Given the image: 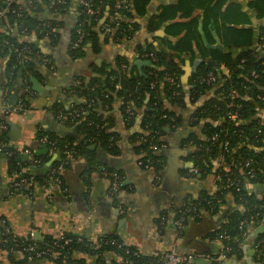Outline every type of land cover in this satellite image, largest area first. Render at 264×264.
Segmentation results:
<instances>
[{
  "label": "crops",
  "instance_id": "1",
  "mask_svg": "<svg viewBox=\"0 0 264 264\" xmlns=\"http://www.w3.org/2000/svg\"><path fill=\"white\" fill-rule=\"evenodd\" d=\"M253 2L147 0L141 13H135L131 7L133 27L130 25L127 29L130 36H116L113 28L108 30L104 26L105 9L103 16L90 28V36L75 58L71 57L69 49L79 19V0H69L63 12L53 11L51 3L40 0L39 16L56 22V31L51 38L34 31L22 35L16 24H0V31L9 33L17 41L27 40L39 53L30 58V64L23 69L7 71L10 54H3L0 49V131L5 134V142L16 148L20 160L28 159L21 149L31 151L40 147V133L59 136L49 128L56 122L75 125L78 134L77 122L70 121L68 110L86 101L84 94H79L76 89L81 81L86 84L97 76L100 67L108 70L121 59L126 63L123 66L133 75L144 74L153 68L143 50L148 44L166 53L173 47L177 49L180 83L185 90V107L172 106L180 123L173 130L165 128L160 143L159 180L153 168H144L138 163L141 157L136 154L133 134L142 131V112H138L132 122L128 121L117 99L109 108H96L103 119L110 120L107 122L110 130L116 133V154L103 151L113 160L112 163L101 161L104 156L97 147L92 164L84 155L67 158L59 171L60 183L49 181L46 185L34 184L33 187L30 184L21 191L12 187L16 174H10L8 156L0 151V216L7 220L12 231L18 237H31L35 242H41L45 235H79L92 249L99 248L101 236H112L133 247L138 254L158 259L176 246L179 252L190 256L189 264H211L213 261L218 264H264V255L256 248V238L264 230V217L249 222L236 240L234 252L219 257L221 241L218 235L210 234L226 222L236 207L230 194L218 204L217 211L211 204L200 206L198 199L212 195L218 189L215 171L222 165V158L212 159L210 170L197 169L192 158L195 146L188 138L201 132L200 125L192 124L191 113L196 105L191 104L188 94L192 87L190 78L204 52L212 49L207 45H214L216 39L219 42L224 39L227 25L237 22L238 26L253 30L255 37L259 28L264 26V3L258 9ZM231 3L238 6L239 21L232 18L236 11H230ZM213 4L219 12L206 9ZM178 6L184 16L179 10L173 11ZM170 12L175 13L174 19L169 18ZM154 24L155 28L152 27ZM258 48H255L256 52L264 59V50L259 48V53ZM221 70L224 73L226 69ZM211 94L212 91H208L199 104ZM20 99L25 103V110H8ZM60 155L58 151L51 153L48 163L59 159ZM102 169L118 174L116 190L112 188L111 177ZM245 181L249 194H264V185ZM182 209L189 214L179 233L174 219ZM12 255L15 260L20 258L18 254ZM74 257L83 264L121 263L119 253L113 249L100 253L76 251ZM11 262L9 254L0 249V264ZM26 264L56 263L33 259Z\"/></svg>",
  "mask_w": 264,
  "mask_h": 264
},
{
  "label": "trees",
  "instance_id": "2",
  "mask_svg": "<svg viewBox=\"0 0 264 264\" xmlns=\"http://www.w3.org/2000/svg\"><path fill=\"white\" fill-rule=\"evenodd\" d=\"M44 1L52 4L53 11L63 12L69 0H66L67 3L63 5L57 1L53 3L51 0ZM89 1L93 6L100 8V13L93 17L82 12L80 7L79 19L69 49L73 58L81 53V46L89 38L92 25L103 16L105 9H107V16L104 19L106 23L118 0ZM39 2L40 0H15L6 3V0H0V9L6 10L0 17V24L4 22L10 25L16 24L18 32L22 35H28L34 31L41 32L43 36L53 37L56 31V22L50 18L39 16L38 13L41 10ZM146 2L147 0H127L126 6L117 9L121 17L118 27L114 31L116 36H130L127 29L130 25L133 27L131 7L133 6L135 13H141ZM263 3V0H254L253 2L258 9L259 5H263ZM230 8V11H236V15H233L232 18L239 21L237 18L240 12L237 4L231 3ZM206 9H210L209 12L216 11V4L206 7ZM176 10H179L184 16L181 6L173 8V11ZM174 14L170 12L169 18L174 19L176 17ZM260 15L263 14L260 13ZM156 22L158 23V21ZM151 23L153 24V21ZM152 27L155 28V24ZM77 28H80L86 35L81 42L75 44L78 37ZM263 33L264 26H261L257 33V43L258 37ZM254 38L253 30L238 26L237 22L227 25L224 39L220 41L223 49H209L204 52L200 64L190 78L192 87L188 91L191 104L196 105L191 113L192 124L201 127L199 134H192L188 137L195 146V151L192 153L195 167L201 171L210 170L211 160L222 158V165L215 171L217 191L212 195H204L198 201L200 206L211 204L214 211H217L218 204L225 201L227 194L232 195L236 209L230 212L226 222L210 235H228L229 240L224 242L232 246L234 250L236 240L241 234L240 221L245 220V229L249 222L260 221L264 217V194L261 196L255 193L249 194L246 191L245 181L247 179L250 183L264 185V149H260L264 147V115H261V112L264 113V59L253 48L254 41H256ZM23 48H27L28 51L19 53L18 51ZM0 49L4 51L3 54H10L7 71L23 69L24 66L30 64V58L35 57L34 54L38 53L34 44L27 40L17 41L9 33L2 31H0ZM143 50L154 65L144 74L133 75L127 71L126 66H123L126 65L125 61L120 59L108 70L100 67L98 75L90 79L88 83L84 84L81 81L76 91L79 94H84L86 101L75 104L71 108L86 109V113L82 117L72 121V123L77 122L78 141H75L72 136L59 137L50 132H42L38 137L46 136L55 142L54 147L49 143L42 142L38 149L31 150V158L35 161L20 160L17 153L8 156L7 163L10 174H17L25 166L28 170L21 175L22 177H33L34 181L31 187L34 184L46 185L49 182L48 177L51 171L57 168L62 161L67 162L65 151H69L71 157L84 155L89 164H92L97 147L98 150L108 154H116L118 150L117 137L116 133L110 130V124H108L110 120L103 119V115L96 111L98 106L100 108L111 107L112 102L116 99L120 100L121 111L128 121L132 122L138 112H142V131L133 134V141L136 142V154L140 156L145 153L152 159L153 169L160 170L161 154L159 151H154L153 145L159 146V143L163 142L165 128L173 130L180 123V117L172 106L185 107V90L180 83V69L176 62L180 56L175 47L171 52L166 53L148 44ZM221 68L229 71L228 77L222 74ZM250 71H254L255 76L251 75ZM209 73L217 76L216 82L208 80ZM170 78L175 81V84L169 81ZM208 91H212V94L202 99L203 101L199 104L198 101ZM231 93H234L233 98H231ZM127 108H130L131 114ZM230 114H235L236 118L232 119ZM214 134H218L215 139L212 138ZM0 140L5 142V134L1 131ZM225 140L228 142L227 148L223 146ZM92 144L96 145L95 149L90 148ZM52 149L60 152L61 155L59 159L48 163L51 153H53ZM250 159L254 162L256 169V175L252 179L245 177L244 169L241 167L244 162ZM227 183L230 185L224 187ZM25 189L26 187L23 186L17 190L24 191ZM183 210L185 209L181 211ZM180 212L175 217L181 215ZM187 215L188 213L185 214V216ZM11 235L16 238L15 242L11 240V236L4 235L2 237V242L7 248L12 247L15 251L22 250L29 243L24 237H18L14 233ZM63 235L73 236V234ZM100 238L101 243L97 249H92L85 239L81 241L73 239L65 261L62 259H50V261L52 260L56 264H67L73 261L83 264L80 259L74 257V254L76 251L87 250L91 253H100L113 249L119 255L125 256L115 244L106 242L112 239L119 243L121 242L119 239L112 236H101ZM54 239L56 238L53 236L45 235L41 242L36 243L39 247L53 248L51 240ZM256 242L258 243L256 248L262 252L263 256L264 230L258 234ZM129 248L135 254L126 255L129 261L126 264H152L160 260L156 257L140 255L131 246ZM11 255L9 254L10 262L15 260ZM211 264L218 263L213 261Z\"/></svg>",
  "mask_w": 264,
  "mask_h": 264
},
{
  "label": "built area",
  "instance_id": "3",
  "mask_svg": "<svg viewBox=\"0 0 264 264\" xmlns=\"http://www.w3.org/2000/svg\"><path fill=\"white\" fill-rule=\"evenodd\" d=\"M12 1L15 0H6V3H10ZM52 3L54 1H57L59 3L66 4L67 1L66 0H51ZM127 4V0H118L115 5H114V11L113 13L110 15L109 20L105 23L104 22V26L109 29H114L116 30L118 27V21L120 19V14L117 11V9H119L120 7L126 6ZM79 6L81 7V11L84 12L87 15H91L93 17H95L96 15H98L100 13V8L97 6H93L92 3L89 0H79ZM5 9H0V17L5 13ZM114 24V25H113ZM76 33L78 34L76 43H79L82 41L85 33L80 29L77 28L76 29ZM259 41H258V47L262 50H264V33L261 34L258 37ZM28 51L27 48H23L21 50H19V53H22ZM39 54L36 53L34 54V56H38ZM223 69V68H222ZM225 69V68H224ZM221 70V69H220ZM222 72V70H221ZM251 75L255 76V72L254 71H250ZM222 74H224L226 77L229 76V71L225 70V72ZM217 76L213 75L212 73L208 74V80L210 82H216ZM169 81L172 84H175V81L170 78ZM178 85V84H177ZM234 97V93H231V98ZM25 103L23 101V99H20L16 104H14L12 107L8 108V110L13 111V112H19V111H23L25 110ZM127 110L129 111V113L131 114L130 108H127ZM86 113V109H80V110H76V109H71V111L68 112V117L70 119V121H73L74 119L78 118V117H82L84 114ZM230 117L232 119H235L236 116L235 114H230ZM2 127V125L0 126ZM218 136V134H214L212 136L213 139H215ZM41 142H46L52 145V147H54L55 142L49 140L46 136H43L40 138ZM160 143L159 146L153 145L154 151L157 152L160 150ZM223 146L225 148H227L228 146V142L225 140L223 142ZM16 148H13L12 146H10L9 144H7L6 142H3L0 140V151L4 152L7 156L12 155L13 153H16ZM52 152H54L55 150H51ZM21 153L26 154V156H28L27 160L30 161H35L33 160L32 157V153L29 149H21L20 150ZM65 154L67 156V158L71 157V154L69 153V151H65ZM140 160L138 161V163L143 166L144 168H153V163H152V159L148 156H146L145 153L140 155ZM64 163H66V161H62V163H60L57 168H55L53 171H51L50 175H49V181L51 182H55V183H60V176H59V171L62 168V165H64ZM243 166H241L244 169V175L246 178L252 179L255 177L256 175V169L254 167V162L250 159L246 162H244L242 164ZM28 168L27 167H22L20 172H18L16 175V179L14 178L13 182H12V187L14 189H20L21 187H28L30 186V184L33 183V177L32 176H28V177H22L21 174L27 172ZM103 173L108 174L111 177V183H112V188L114 190H116L118 188L119 185V181H118V174L116 172H111V171H106L103 170ZM191 171H195V169H191ZM156 173V179L159 180V170L155 171ZM232 184V183H231ZM230 185V183L225 184L224 187H228ZM217 202H220V200H217ZM181 211V210H180ZM179 211V212H180ZM189 214V211H187L186 209L181 211L178 215L175 217L174 219V224L176 226V228L178 229L179 233L182 231V228L184 226V222H185V214ZM244 225H246L245 220L240 221L239 224V230L240 233L244 232ZM12 233H14L10 227V225L8 224L7 220L4 217L0 216V249H2L4 251V254H18L19 255V259L12 261L10 264H25L26 262L33 260V259H52V260H57V259H62L63 261H65V259L68 256V251L70 249V245L73 241V239L77 240V241H81L83 239V237L79 236V235H73V236H65V235H60L55 237L56 239L51 240V244L53 245V248L50 247H39L37 245V243L32 240L31 237L26 238V240L29 241V243L23 247L22 250H17L15 251V249H13L12 247H5L4 246V242H2V237L5 236H11V240L13 242L16 241L15 237H12ZM15 234V233H14ZM219 239L221 241V247H220V251H219V257H224L226 254L233 252L234 248L228 244H226L225 242L229 240V236L226 234H220L219 235ZM31 241V242H30ZM225 241V242H224ZM98 242L101 243V238L98 239ZM107 243L110 244H115L117 248L121 249L123 251V253L125 254V256L120 255L121 258V262H123L124 264L128 263V259L126 258V255L131 254H135L134 252L130 251V245L123 243V242H119L116 243L114 240L110 239L106 241ZM258 246V243H256V247ZM62 250V251H60ZM64 250V251H63ZM189 258L190 256L188 254H184L179 252L176 249V246H172L169 250H167L163 256L160 258V260L158 262L152 263V264H189ZM67 264H78L76 261L73 262H69Z\"/></svg>",
  "mask_w": 264,
  "mask_h": 264
},
{
  "label": "water",
  "instance_id": "4",
  "mask_svg": "<svg viewBox=\"0 0 264 264\" xmlns=\"http://www.w3.org/2000/svg\"><path fill=\"white\" fill-rule=\"evenodd\" d=\"M254 39H256V41H254V45H253V48L255 49V48H258V46H257L258 45L257 44V33L255 34ZM207 46L209 48H212V49H218V50L223 49L218 39H216V42L214 45H207ZM259 53H260V49H259ZM49 128L51 131L55 132L56 134L58 133L59 137H65L67 135H70L75 139V141L79 140V136L77 134L75 125L69 126V125H66L65 123L62 124L61 122H56L53 126H49ZM90 148L95 149L96 145L92 144L90 146ZM100 153L102 156H104V159L101 161H103L104 163H112L113 162V160L110 157H108V155H106L103 151L101 152V150H100Z\"/></svg>",
  "mask_w": 264,
  "mask_h": 264
}]
</instances>
